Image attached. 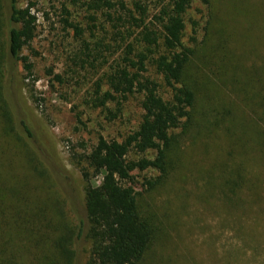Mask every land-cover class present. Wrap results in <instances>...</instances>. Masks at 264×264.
Segmentation results:
<instances>
[{
    "label": "rangeland",
    "instance_id": "rangeland-1",
    "mask_svg": "<svg viewBox=\"0 0 264 264\" xmlns=\"http://www.w3.org/2000/svg\"><path fill=\"white\" fill-rule=\"evenodd\" d=\"M146 1L151 10L159 2ZM16 3L31 5L37 27L23 49L32 64L31 75L25 76L19 65L11 77L6 68L7 109L15 124L13 136L21 138L13 137V141L21 156L27 155L22 159L24 171L30 165L37 169L39 173L31 169L33 177L44 187L40 174L48 177L65 220L75 223L83 210L84 186L76 154L87 152L99 135L120 140L135 129L141 96L133 93L119 99L118 105L111 101L106 106L109 110L84 104L82 94L101 70L68 75L70 37L60 29L61 19L68 15L84 26L94 24L95 37L104 36V16L94 12L95 21L87 22L92 10L86 0ZM0 12L4 23V10ZM183 17L182 41L192 50L188 71L201 93L193 126L176 146L175 167L164 180L150 188L146 180H155L156 170L133 172L140 208L155 214L156 225L162 229L140 264H264V153L256 147H241L235 137L241 135L247 146L252 145L249 136L254 129L264 142V108L258 103L260 96H255L264 88V0H191ZM0 32L5 39L4 24ZM58 72L64 73L63 83L52 78ZM148 73L161 81L153 68ZM160 91L168 97L164 86ZM206 96L211 105L215 103V110L204 116ZM253 100L257 104L252 105ZM207 116L209 122L202 126ZM153 155L146 152L147 157ZM252 183L258 184L259 195L248 189Z\"/></svg>",
    "mask_w": 264,
    "mask_h": 264
},
{
    "label": "trees",
    "instance_id": "trees-1",
    "mask_svg": "<svg viewBox=\"0 0 264 264\" xmlns=\"http://www.w3.org/2000/svg\"><path fill=\"white\" fill-rule=\"evenodd\" d=\"M190 2L159 0L151 10L146 0H86L92 10L87 22L95 21L94 12L104 16L103 37H95L94 24L84 26L68 15L61 19L63 23L59 21L60 30L70 37L68 75L101 70L82 94L85 105L109 110L106 106L111 101L118 105L119 99L133 93L141 96L135 129L120 140L99 135L87 152L76 154L84 186L83 210L74 223V219L65 220L48 177L40 174L44 187L33 177L31 169L39 173L37 169L30 165L24 171L22 159L27 155L21 156L13 141V137L21 138L13 136L16 129L7 109L4 78L6 68L12 77L19 65L25 76L31 75L32 64L23 49L34 36L37 16L31 5L19 7L16 0H0L5 13L3 23L0 12V26L4 24L5 30V39L0 32V264H140L159 239V221L140 208L132 179L135 170L152 168L159 175L146 180L148 187L161 183L175 167L176 146L196 118L201 89L188 71L192 50L182 41L183 14ZM61 6L68 14L64 4ZM149 67L160 82L148 73ZM52 78L57 83L66 81L60 72ZM162 86L168 97L162 95ZM255 96H260L258 103L264 108V88ZM205 98L204 116L211 108L215 110V103L211 105ZM22 126L30 135L27 124L22 122ZM235 137L241 147H256L264 153L259 131L253 129L249 136L252 145L247 146L241 135ZM149 151L154 152L152 157L146 156ZM239 168L235 172L244 182ZM98 175L100 180L94 183ZM252 184L247 186L251 194L259 195L258 184Z\"/></svg>",
    "mask_w": 264,
    "mask_h": 264
}]
</instances>
